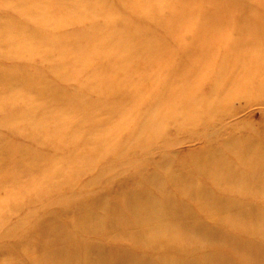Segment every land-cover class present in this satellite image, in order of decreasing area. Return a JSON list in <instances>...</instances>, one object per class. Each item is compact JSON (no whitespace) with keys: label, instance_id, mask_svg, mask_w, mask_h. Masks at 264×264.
Segmentation results:
<instances>
[{"label":"rangeland","instance_id":"374dc122","mask_svg":"<svg viewBox=\"0 0 264 264\" xmlns=\"http://www.w3.org/2000/svg\"><path fill=\"white\" fill-rule=\"evenodd\" d=\"M263 67L264 0H0V264H264Z\"/></svg>","mask_w":264,"mask_h":264},{"label":"bare ground","instance_id":"6f19581e","mask_svg":"<svg viewBox=\"0 0 264 264\" xmlns=\"http://www.w3.org/2000/svg\"><path fill=\"white\" fill-rule=\"evenodd\" d=\"M264 68V67H263ZM264 71V70H263ZM261 76V75H260ZM258 80H259V78H258ZM263 81V80H262ZM251 83V82H250ZM260 84H261V82H260ZM250 86V85H249ZM260 87V86H259ZM248 92V91H247ZM248 159L249 160H246V161H249V163L247 164L246 163V161L245 162H243L242 161V165H243V163H245L243 166L244 167H246V168H250V169H252V171L251 172H253V171H256L257 172V170L256 169H259L262 173H264V156L262 157V164L263 165H261L260 164V162H259V164L258 165H256L255 163H252L253 161H254V159H255V157L253 156V155H249L248 154ZM257 158V157H256ZM241 162V161H240ZM220 175V174H219ZM253 177V176H252ZM262 177H264V175L262 176ZM263 179V178H262ZM253 180V179H252ZM231 181H233V180H231ZM256 181V180H255ZM263 182H264V179L262 180ZM236 183V182H235ZM243 183L244 184H247L248 183V180H245V181H243ZM238 184H239V182H238ZM253 185V184H252ZM234 187V186H233ZM235 189V188H234ZM262 196H264V190L262 191ZM164 199H166L165 197H164V194H163V197H161V202H158L157 204L156 203H153L152 204V202L148 199V198H146L144 201V203L143 204H139V205H137V204H133V206L131 205V204H129V205H127V207L128 208H130V212H133V211H136L137 210V212L139 213V211H143V209L145 210V212H144V214H145V216L147 215V217L149 218V219H154V220H157V219H159L160 220V218H162L163 217V219L164 220H167L166 218H168L167 216H165L166 215V213H165V211H164V209H162V204L161 203H163V200ZM211 203V202H210ZM206 206V205H205ZM168 208V207H167ZM166 211H167V209H166ZM170 211H172V210H170ZM168 212V211H167ZM250 213V214H249ZM240 214H242V216L243 217H245V218H251V212H248L247 213V211H244V212H242V213H240ZM135 215H137V214H135ZM143 215V214H142ZM167 215H169V214H167ZM181 215L182 214H179V211H177V214L175 215V213L174 212H171V215H169L170 216V219H172V216H173V218L174 219H176V218H181ZM235 214H232L231 216H234ZM141 217H143V216H141ZM106 220V219H105ZM100 221V220H99ZM104 221V220H103ZM107 221V220H106ZM105 221V222H106ZM98 222V221H97ZM100 222H102V221H100ZM142 222H143V218H142ZM99 223V222H98ZM97 223V224H98ZM120 223H121V221H120ZM136 223V222H135ZM77 224V223H76ZM102 224H104V223H102ZM115 224V223H114ZM113 224V225H114ZM125 224V223H124ZM137 224V223H136ZM142 224H147V223H142ZM100 225V224H99ZM105 225H108V224H106L105 223ZM104 225V226H105ZM91 226H92V223H91ZM102 226V225H101ZM103 226V227H104ZM190 226H192V224L190 225ZM92 227H95V226H92ZM112 227H114V226H112ZM145 227H146V225H145ZM186 227H188V225H185V228ZM86 228V227H85ZM99 228V227H98ZM105 228V227H104ZM109 228V227H108ZM115 228V227H114ZM87 229V228H86ZM89 229V228H88ZM87 229V230H88ZM113 229V228H112ZM116 229V228H115ZM99 230V229H98ZM97 230V231H98ZM97 231H95V233L97 232ZM101 231H104V230H101ZM88 232H89V230H88ZM94 232V231H93ZM92 232V233H93ZM105 232V231H104ZM148 232V231H147ZM208 233V231H203V234L204 233ZM99 233V232H98ZM103 233V232H102ZM106 233V232H105ZM119 233V232H118ZM149 233V232H148ZM156 233V232H155ZM206 233V234H207ZM133 234H135V233H133ZM150 234V233H149ZM148 234V235H149ZM140 235V234H139ZM211 236H215V234H211ZM115 237H116V235H115ZM136 237V236H135ZM110 238V237H109ZM127 238H128V236H127ZM141 238V237H140ZM132 239H134L133 237H132ZM213 239V238H212ZM215 239H218L217 237L216 238H214V240ZM106 240H108V239H106ZM141 240V239H140ZM110 241V240H109ZM223 241L224 242H226V244H227V246H228V244L229 245H231V247L232 248H236L237 247V242H235V240H232V238L231 237H228L227 239H223ZM140 242H142V241H140ZM137 243H138V241H137ZM240 246H242V245H240ZM102 248V247H101ZM98 250H99V248H98ZM84 251V250H83ZM101 250H99V253H101L100 252ZM86 252V251H85ZM93 252V251H92ZM98 253V252H97ZM98 253V254H99ZM88 254H89V252H88ZM93 254H95V256L97 257V256H99V258H101V256H100V254L99 255H96V253H93ZM93 254H91L92 256H94ZM103 254V253H102ZM85 256V255H84ZM86 257V256H85ZM85 257H83V262H84V258ZM103 257H105V256H103ZM111 257V256H110ZM117 257H119V256H117ZM121 257V256H120ZM74 258H76V257H74ZM90 258V257H89ZM125 258V257H124ZM78 259V258H77ZM91 259V258H90ZM66 260V259H65ZM100 260V259H99ZM76 261V260H75ZM82 261V260H81ZM92 261V263L94 262L93 260H91ZM115 261V260H114ZM133 261H134V259L133 260H130V262H128V263H130V264H133ZM67 262V260L65 261V263ZM72 262H74V260L72 261ZM83 262H81V263H83ZM141 262V261H140ZM64 262L62 261V264H63ZM68 263V262H67ZM66 263V264H67ZM75 263V262H74ZM88 263V262H87ZM90 263V262H89ZM101 262H99V264H100ZM114 264L115 262H112L111 260H109L108 259V261L107 260H104V259H102V264ZM150 263V262H149ZM149 263H147V262H145V263H143V264H149ZM61 264V263H60ZM84 264V263H83ZM91 264V263H90ZM98 264V263H97Z\"/></svg>","mask_w":264,"mask_h":264}]
</instances>
